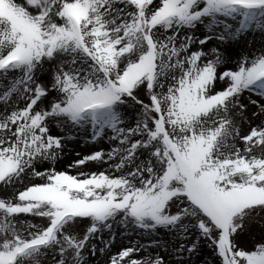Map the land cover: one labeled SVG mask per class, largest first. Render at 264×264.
<instances>
[{"label": "snow or ice", "instance_id": "6c2138e0", "mask_svg": "<svg viewBox=\"0 0 264 264\" xmlns=\"http://www.w3.org/2000/svg\"><path fill=\"white\" fill-rule=\"evenodd\" d=\"M202 246L264 264V0H0V264Z\"/></svg>", "mask_w": 264, "mask_h": 264}, {"label": "rangeland", "instance_id": "374dc122", "mask_svg": "<svg viewBox=\"0 0 264 264\" xmlns=\"http://www.w3.org/2000/svg\"><path fill=\"white\" fill-rule=\"evenodd\" d=\"M102 147H104L105 149L108 148V145L107 144H103ZM93 150V146L92 145H85L83 144L82 141H73V142H70L69 143V147L68 149H66V151H70L71 152V155L65 157L62 161H60L56 167L58 169H64L66 167V164L69 160H72V159H75V153L76 152H79L81 153L82 155L84 154H88L90 153L91 151ZM93 170L94 167H93ZM123 243L126 245L128 242L127 240L123 241ZM121 247V240L119 237H117V241L116 243L113 245L111 251L113 253H115L117 250H119ZM141 256L145 255L144 253H141L140 254ZM212 257V253H211V250L208 249L207 247H201V250H200V254L197 255L195 257V260H194V264H202V262L208 258L209 260L211 259Z\"/></svg>", "mask_w": 264, "mask_h": 264}]
</instances>
